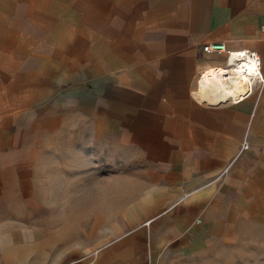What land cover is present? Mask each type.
I'll return each instance as SVG.
<instances>
[{
    "label": "crops",
    "instance_id": "crops-1",
    "mask_svg": "<svg viewBox=\"0 0 264 264\" xmlns=\"http://www.w3.org/2000/svg\"><path fill=\"white\" fill-rule=\"evenodd\" d=\"M209 41L264 74V0H0V264L231 260L264 223V81L202 100Z\"/></svg>",
    "mask_w": 264,
    "mask_h": 264
},
{
    "label": "bare ground",
    "instance_id": "bare-ground-1",
    "mask_svg": "<svg viewBox=\"0 0 264 264\" xmlns=\"http://www.w3.org/2000/svg\"><path fill=\"white\" fill-rule=\"evenodd\" d=\"M232 59L231 57L230 61ZM224 68L226 69H210L209 74H207V71L205 75L200 77L195 91L201 88L203 82L202 100L216 103L223 100L224 102L228 96H235L247 90V82L257 73L256 62L250 58L232 65L227 64Z\"/></svg>",
    "mask_w": 264,
    "mask_h": 264
},
{
    "label": "rangeland",
    "instance_id": "rangeland-1",
    "mask_svg": "<svg viewBox=\"0 0 264 264\" xmlns=\"http://www.w3.org/2000/svg\"><path fill=\"white\" fill-rule=\"evenodd\" d=\"M227 264H264V223H260L234 240Z\"/></svg>",
    "mask_w": 264,
    "mask_h": 264
},
{
    "label": "built area",
    "instance_id": "built-area-1",
    "mask_svg": "<svg viewBox=\"0 0 264 264\" xmlns=\"http://www.w3.org/2000/svg\"><path fill=\"white\" fill-rule=\"evenodd\" d=\"M202 51L224 53L226 56L225 64H228V65H232V64L241 62L243 60H247L248 58L253 59L256 62V67H257L256 76L253 75L251 80L247 82L248 84L247 90L235 96L230 95L227 97L232 101H239L240 99L244 98L245 96L251 93L252 87L255 83H258V82L262 83L264 81V74L261 71L260 58L255 50H252L249 48L233 49V48H229L228 46H226L224 41H209L202 45ZM231 57L233 58L232 61H230ZM201 75H202V72L200 73L198 82H199ZM245 142L246 141H243L242 147Z\"/></svg>",
    "mask_w": 264,
    "mask_h": 264
}]
</instances>
